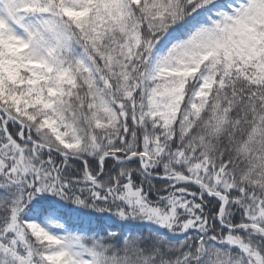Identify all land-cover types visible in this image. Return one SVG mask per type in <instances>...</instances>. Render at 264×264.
<instances>
[{
  "label": "snow or ice",
  "instance_id": "snow-or-ice-1",
  "mask_svg": "<svg viewBox=\"0 0 264 264\" xmlns=\"http://www.w3.org/2000/svg\"><path fill=\"white\" fill-rule=\"evenodd\" d=\"M0 264H264V0H0Z\"/></svg>",
  "mask_w": 264,
  "mask_h": 264
}]
</instances>
